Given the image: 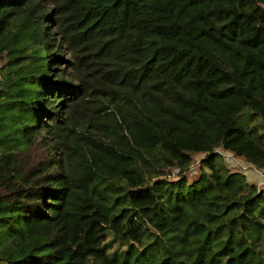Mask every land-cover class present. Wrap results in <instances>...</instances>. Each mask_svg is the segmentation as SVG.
Wrapping results in <instances>:
<instances>
[{
	"label": "trees",
	"instance_id": "16d2710c",
	"mask_svg": "<svg viewBox=\"0 0 264 264\" xmlns=\"http://www.w3.org/2000/svg\"><path fill=\"white\" fill-rule=\"evenodd\" d=\"M0 73V264H264V0H0Z\"/></svg>",
	"mask_w": 264,
	"mask_h": 264
},
{
	"label": "rangeland",
	"instance_id": "374dc122",
	"mask_svg": "<svg viewBox=\"0 0 264 264\" xmlns=\"http://www.w3.org/2000/svg\"><path fill=\"white\" fill-rule=\"evenodd\" d=\"M0 76H1V73H0ZM218 150L222 152L223 154L222 157L224 158L226 163L230 166V168L235 169V170H242L246 172L250 181H257L260 184L261 182L260 175L253 167H251L249 162L237 156L234 152L226 150L222 147L218 148ZM203 156H204V153L194 154V163L192 166V170L189 172L190 177H194L197 175L200 169V161Z\"/></svg>",
	"mask_w": 264,
	"mask_h": 264
},
{
	"label": "built area",
	"instance_id": "2783aa9c",
	"mask_svg": "<svg viewBox=\"0 0 264 264\" xmlns=\"http://www.w3.org/2000/svg\"><path fill=\"white\" fill-rule=\"evenodd\" d=\"M249 164H250V163H249ZM251 167H253V168L259 173L260 178H261L260 185L264 184V172H263L260 168L254 166V165H252V164H251ZM241 171H242V170H241ZM245 173H246V172H245ZM256 182H257V181H256Z\"/></svg>",
	"mask_w": 264,
	"mask_h": 264
},
{
	"label": "crops",
	"instance_id": "0c3cea01",
	"mask_svg": "<svg viewBox=\"0 0 264 264\" xmlns=\"http://www.w3.org/2000/svg\"><path fill=\"white\" fill-rule=\"evenodd\" d=\"M251 165V164H250Z\"/></svg>",
	"mask_w": 264,
	"mask_h": 264
}]
</instances>
